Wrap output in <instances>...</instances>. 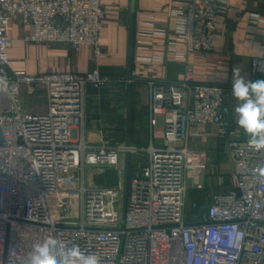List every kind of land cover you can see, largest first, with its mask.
<instances>
[{
	"label": "built area",
	"instance_id": "obj_1",
	"mask_svg": "<svg viewBox=\"0 0 264 264\" xmlns=\"http://www.w3.org/2000/svg\"><path fill=\"white\" fill-rule=\"evenodd\" d=\"M226 10L227 0H187L176 11L185 57L215 50ZM106 18L104 0H0V264H28L33 245L48 237L95 254L100 264H264V149L230 140L229 90L196 83L188 64L183 81L150 83V127L161 132L160 146H96L75 135L87 87L131 83L100 71ZM13 24L33 28L27 43L91 49L92 72H12ZM252 71L264 76V56ZM39 86L47 110L30 112L23 89ZM193 125L218 127L235 171L233 190L188 219V175L199 167L187 146ZM144 152L148 162L130 181L126 211L123 186L86 185L87 168L121 176L126 154Z\"/></svg>",
	"mask_w": 264,
	"mask_h": 264
},
{
	"label": "crops",
	"instance_id": "obj_2",
	"mask_svg": "<svg viewBox=\"0 0 264 264\" xmlns=\"http://www.w3.org/2000/svg\"><path fill=\"white\" fill-rule=\"evenodd\" d=\"M107 18L102 32L105 52L100 71L113 79L122 78L129 84L107 85L101 89L86 88L84 119L75 135L92 145L109 143L126 145L128 139L129 105L131 106V146L147 149L160 146L162 134H152L149 102L150 83L181 82L186 66L193 67L198 84L220 86L229 90L224 107L230 140L248 142L249 137L236 123L234 112L238 101L231 95L232 69L241 68L249 80L264 79L254 74L252 61L264 56V0H227V10L219 20L215 50L185 57L186 47L177 41L180 22L175 13L187 0H104ZM34 30L31 26L13 24L9 51L12 72L30 76L50 73L86 75L92 72V50L75 52L66 44H33L25 41ZM226 70V72H225ZM226 75V79H225ZM23 103L30 112L47 110L44 87L24 88ZM187 146L199 165L190 172L189 196L201 214L216 194L233 190L235 163L228 143L221 140L216 125H193L188 130ZM148 162L147 153L130 155V177L136 176ZM125 169V161H124ZM109 169L104 174L98 167L84 173L89 188L118 187L125 184V175ZM199 185L201 188H197Z\"/></svg>",
	"mask_w": 264,
	"mask_h": 264
},
{
	"label": "clouds",
	"instance_id": "obj_3",
	"mask_svg": "<svg viewBox=\"0 0 264 264\" xmlns=\"http://www.w3.org/2000/svg\"><path fill=\"white\" fill-rule=\"evenodd\" d=\"M231 95L238 101L236 123L249 137V146L264 149V79H246L236 66L232 69ZM28 264H100V260L95 254H86L79 247H63L56 238L48 237L33 245Z\"/></svg>",
	"mask_w": 264,
	"mask_h": 264
},
{
	"label": "water",
	"instance_id": "obj_4",
	"mask_svg": "<svg viewBox=\"0 0 264 264\" xmlns=\"http://www.w3.org/2000/svg\"><path fill=\"white\" fill-rule=\"evenodd\" d=\"M129 117H128V139L126 146L130 147L131 143L129 141L130 138V131H131V106L129 105ZM124 175H125V184H124V209L126 211L127 206V199H128V191H129V177H130V154L127 153L125 156V169H124Z\"/></svg>",
	"mask_w": 264,
	"mask_h": 264
},
{
	"label": "rangeland",
	"instance_id": "obj_5",
	"mask_svg": "<svg viewBox=\"0 0 264 264\" xmlns=\"http://www.w3.org/2000/svg\"><path fill=\"white\" fill-rule=\"evenodd\" d=\"M48 103V102H47ZM194 199L192 196H189V199L187 201V209H186V215L188 219L198 215L200 213L199 209L193 208Z\"/></svg>",
	"mask_w": 264,
	"mask_h": 264
}]
</instances>
